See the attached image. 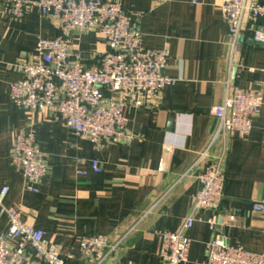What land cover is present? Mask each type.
<instances>
[{
  "label": "crops",
  "instance_id": "0c3cea01",
  "mask_svg": "<svg viewBox=\"0 0 264 264\" xmlns=\"http://www.w3.org/2000/svg\"><path fill=\"white\" fill-rule=\"evenodd\" d=\"M110 1L140 15L142 46L168 52L163 75L176 84L145 107L129 109L130 142L96 147L75 138L55 107L30 117L10 100V84L22 79L13 66L34 62L40 38L59 36L55 22L36 8L20 20L0 19V190L9 187L5 206L20 208L23 221L60 246L68 264H87L76 236H103L116 242L157 204L107 264H164L159 234L178 231L192 211L200 186L196 174L182 177L215 129L212 110L223 102L227 82L264 94V47L250 44L251 32L246 30L234 77L221 0H169L160 6L150 0ZM255 27L264 32V16ZM69 44L73 57L87 65L108 50L95 31L71 33ZM30 125L50 169L38 193L26 189L11 159L15 134ZM78 159L86 162L85 176L77 174ZM93 161L99 162L100 173L91 169ZM262 200L264 107L250 134L229 144L221 210L196 213V223L187 232L191 240L187 264H203L206 246L216 236L226 238L230 246L264 254V219L252 212L253 203ZM213 218L215 230L208 225ZM7 229L0 210V235Z\"/></svg>",
  "mask_w": 264,
  "mask_h": 264
},
{
  "label": "built area",
  "instance_id": "2783aa9c",
  "mask_svg": "<svg viewBox=\"0 0 264 264\" xmlns=\"http://www.w3.org/2000/svg\"><path fill=\"white\" fill-rule=\"evenodd\" d=\"M150 1L160 6L169 0ZM34 8L53 20L60 34L54 40H38L34 62L13 66L22 79L10 84L12 104L30 117L55 107L75 138L96 147L130 142L129 109L145 107L149 100L159 98L176 84V80L163 75L168 52L144 48L140 15L130 14L120 3L110 0H0V19L20 20ZM220 9L227 26V56L233 71L237 68L239 39L246 30L251 32L252 42L264 43V32L255 27L264 16V5L261 0H221ZM91 31L98 33L108 50L94 64L87 65L73 57L69 36ZM263 107L262 92L226 83L223 102L212 110L215 129L182 177L196 174L200 186L193 196L192 211L178 231L159 234V257L164 264L189 262L191 240L187 232L196 223V213L221 210L229 144L234 138L243 139L250 134ZM11 159L25 179L26 189L38 193L50 169L45 152L37 144L33 125L15 134ZM76 165L78 176H85L86 162L78 159ZM90 167L101 172L97 161L91 162ZM8 194L9 187L5 185L0 190V210L7 218L8 229L0 235V264H68L60 246L47 239L45 232L23 221L20 208L5 206ZM156 205L116 242L110 243L103 236H76L82 260L87 264L109 263ZM252 212L264 219V200L254 202ZM208 225L215 230V218L208 220ZM203 264H264V254L230 246L226 238L216 236L206 246Z\"/></svg>",
  "mask_w": 264,
  "mask_h": 264
},
{
  "label": "water",
  "instance_id": "95a60500",
  "mask_svg": "<svg viewBox=\"0 0 264 264\" xmlns=\"http://www.w3.org/2000/svg\"><path fill=\"white\" fill-rule=\"evenodd\" d=\"M244 43V37H241L240 39H239V45L241 46L242 44ZM250 44H252V45H257V46H261V47H264V43H256V42H249ZM236 72H237V68H235L234 70H233V74H234V77H235V75H236Z\"/></svg>",
  "mask_w": 264,
  "mask_h": 264
}]
</instances>
